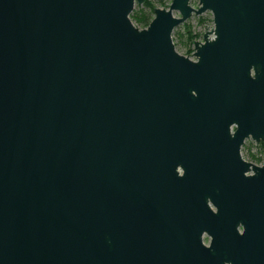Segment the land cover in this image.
<instances>
[{"label": "water", "instance_id": "95a60500", "mask_svg": "<svg viewBox=\"0 0 264 264\" xmlns=\"http://www.w3.org/2000/svg\"><path fill=\"white\" fill-rule=\"evenodd\" d=\"M144 1L0 0V264H264V0Z\"/></svg>", "mask_w": 264, "mask_h": 264}, {"label": "rangeland", "instance_id": "374dc122", "mask_svg": "<svg viewBox=\"0 0 264 264\" xmlns=\"http://www.w3.org/2000/svg\"><path fill=\"white\" fill-rule=\"evenodd\" d=\"M145 2L148 3V6L152 10L153 8L168 9L167 6L170 5L171 0H145ZM189 5L192 8L197 9V0H191L189 2ZM149 7L144 5V3L141 5L135 4L131 14L129 15V19L136 28L139 27L133 18L135 17V15H139L142 13L148 14L149 11H151ZM172 15L176 18L179 17V14H177L175 11L172 12ZM151 18H153V15H151ZM210 24H213L212 16L210 12H205L200 16H191L185 22L175 27L171 35L175 50L184 56L190 54L193 50L192 42H189L190 39L193 37L191 41L201 42L206 26ZM210 37L212 36H209V38ZM247 147L250 154L257 153V146L255 145V143H247ZM243 154L244 156L246 155L245 152Z\"/></svg>", "mask_w": 264, "mask_h": 264}, {"label": "flooded vegetation", "instance_id": "af4514ba", "mask_svg": "<svg viewBox=\"0 0 264 264\" xmlns=\"http://www.w3.org/2000/svg\"><path fill=\"white\" fill-rule=\"evenodd\" d=\"M189 42H192L193 50L190 53L191 57H189L188 55L187 56L185 55V57L189 58L190 60H194L192 54L194 52V43L196 41H189ZM201 42H203V37H202V41ZM182 56H184V55H182ZM235 130H236L235 125H231L230 128H229V134L231 136H233L234 133H235ZM250 142L255 143V145L257 146V153L256 154H250V152L248 150V147H247V143H250ZM178 149H183V150H192V149H194V150H196V149H201V146H200L199 143L194 144V145L191 144V143H184V144L180 145L178 147ZM244 152L246 154L245 156L243 154ZM239 154H240V158H241L242 161L254 164L256 166H261L264 163V142L261 141L259 143H256L250 137H244L243 140L241 141L240 145H239ZM176 173H177L178 177H183L184 176V172H183L180 164L177 165V167H176ZM202 243H203L204 246L208 247L209 244H210V239L207 238V237H203ZM225 264H238V263L237 262L236 263L227 262Z\"/></svg>", "mask_w": 264, "mask_h": 264}, {"label": "trees", "instance_id": "16d2710c", "mask_svg": "<svg viewBox=\"0 0 264 264\" xmlns=\"http://www.w3.org/2000/svg\"><path fill=\"white\" fill-rule=\"evenodd\" d=\"M144 5H146L147 7H149L148 6V3L145 2V1H144ZM151 15H153V10L152 9H151V11H149L148 14L142 13V14H139V15H135V17L133 19L137 23V25H138L139 28H145L149 24V22L151 21V19H152L151 18ZM191 39H193V37ZM191 39H190V41H191Z\"/></svg>", "mask_w": 264, "mask_h": 264}]
</instances>
